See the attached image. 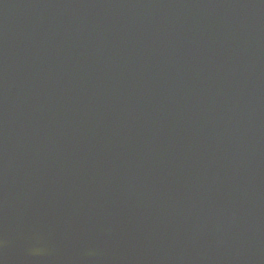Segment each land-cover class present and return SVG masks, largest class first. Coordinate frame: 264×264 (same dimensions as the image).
Segmentation results:
<instances>
[{"label":"water","instance_id":"1","mask_svg":"<svg viewBox=\"0 0 264 264\" xmlns=\"http://www.w3.org/2000/svg\"><path fill=\"white\" fill-rule=\"evenodd\" d=\"M0 264H264V0H0Z\"/></svg>","mask_w":264,"mask_h":264}]
</instances>
